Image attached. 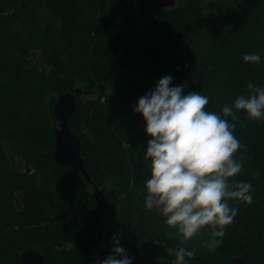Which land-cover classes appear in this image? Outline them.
Instances as JSON below:
<instances>
[{"label": "trees", "instance_id": "16d2710c", "mask_svg": "<svg viewBox=\"0 0 264 264\" xmlns=\"http://www.w3.org/2000/svg\"><path fill=\"white\" fill-rule=\"evenodd\" d=\"M134 4L0 0V264H17L29 246L42 251L45 264H100L117 232L133 264H172L180 246L195 250L190 264H228L234 255L264 264V120L243 110L234 121L227 117L243 164L230 180L251 183L253 199L229 198L238 213L222 243L208 247V226L184 240L156 209L145 208L150 137L132 110L165 74L185 92L209 96L205 107L217 112L249 94L250 80L264 84V63L241 58L245 52L264 58V0H178L141 27ZM138 8L139 15L150 11ZM131 64L137 69L130 75H114ZM75 87L82 92L69 125L89 176L106 186L104 206L80 174L51 155L56 95ZM99 225L104 245L81 244Z\"/></svg>", "mask_w": 264, "mask_h": 264}, {"label": "clouds", "instance_id": "9594fccd", "mask_svg": "<svg viewBox=\"0 0 264 264\" xmlns=\"http://www.w3.org/2000/svg\"><path fill=\"white\" fill-rule=\"evenodd\" d=\"M241 58L246 64L264 63L260 52H245ZM172 81V75H163L132 106L142 116L143 130L150 137L144 150V158L150 160L144 206L156 209L184 240L208 226V247H217L238 213L229 198L246 203L253 199L251 183L230 180L243 164L235 157L242 147L233 132L236 125L227 117L234 121L243 110L251 119L264 120V84L250 80L249 94L237 95L232 104H224L217 112L205 107L209 96L185 92V85ZM112 243L100 264H133L134 257L120 243L119 232L113 234ZM194 256V249L180 246L172 264H190Z\"/></svg>", "mask_w": 264, "mask_h": 264}, {"label": "water", "instance_id": "95a60500", "mask_svg": "<svg viewBox=\"0 0 264 264\" xmlns=\"http://www.w3.org/2000/svg\"><path fill=\"white\" fill-rule=\"evenodd\" d=\"M138 7L147 5L153 10L175 5L176 0H134ZM80 87L73 91L59 92L52 107L53 116L57 125L53 127L54 148L51 151L53 161L61 167H69L93 186L94 197L99 206L107 203L105 195L106 186H98L89 176L81 154L82 143L75 132L70 128L69 118L77 109V95L81 93ZM87 94V92H85ZM82 244L96 245L101 242V237H84ZM60 246V243L58 244ZM17 264H45L42 251L34 246L26 247L20 253ZM228 264H246L243 256L234 255L228 258Z\"/></svg>", "mask_w": 264, "mask_h": 264}, {"label": "rangeland", "instance_id": "374dc122", "mask_svg": "<svg viewBox=\"0 0 264 264\" xmlns=\"http://www.w3.org/2000/svg\"><path fill=\"white\" fill-rule=\"evenodd\" d=\"M177 1L178 0H176V3H177ZM205 1H207V0H205ZM138 11H140L139 8H138V6L134 4L132 15L134 16V18L136 19L137 24L140 27L142 25L146 24L149 20H151L152 18H154L155 16H157L159 14V11H157V10H150V11H148V13L146 15H139V12ZM136 69H137L136 64H131L129 66H124V67H121V68H116V69H114V72L113 73H114L115 76H117L119 74L130 75ZM82 182H83L84 188L91 194L92 199H93V195H92L93 189H92V186L89 183H87L85 180H82ZM105 230H106V228H103V231H105ZM166 248L169 249L168 247H166Z\"/></svg>", "mask_w": 264, "mask_h": 264}, {"label": "flooded vegetation", "instance_id": "af4514ba", "mask_svg": "<svg viewBox=\"0 0 264 264\" xmlns=\"http://www.w3.org/2000/svg\"><path fill=\"white\" fill-rule=\"evenodd\" d=\"M143 6H146V8L148 7L147 5H143ZM141 7V6H140ZM150 10H153V9H151L150 7H148ZM161 9H163V8H161ZM92 189H93V186H92ZM92 195H93V199H94V201L96 202V203H98L97 202V200L95 199V197H94V192H92ZM91 232H93V234L90 236V238L91 237H101V242H99V243H97L96 245H89V244H86V245H89V246H91V247H94V248H98V247H101V246H103L104 244V242H105V239L103 238V236H102V226L101 225H99L97 228L95 227V229H93ZM80 243H81V241H80ZM82 244V243H81Z\"/></svg>", "mask_w": 264, "mask_h": 264}, {"label": "bare ground", "instance_id": "6f19581e", "mask_svg": "<svg viewBox=\"0 0 264 264\" xmlns=\"http://www.w3.org/2000/svg\"><path fill=\"white\" fill-rule=\"evenodd\" d=\"M238 7V6H237ZM242 7V6H241ZM229 22V21H228ZM104 84V83H103Z\"/></svg>", "mask_w": 264, "mask_h": 264}]
</instances>
